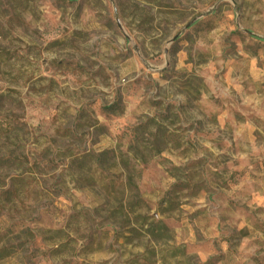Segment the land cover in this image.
I'll list each match as a JSON object with an SVG mask.
<instances>
[{"label":"rangeland","instance_id":"1","mask_svg":"<svg viewBox=\"0 0 264 264\" xmlns=\"http://www.w3.org/2000/svg\"><path fill=\"white\" fill-rule=\"evenodd\" d=\"M0 264H264V0H0Z\"/></svg>","mask_w":264,"mask_h":264},{"label":"trees","instance_id":"2","mask_svg":"<svg viewBox=\"0 0 264 264\" xmlns=\"http://www.w3.org/2000/svg\"><path fill=\"white\" fill-rule=\"evenodd\" d=\"M107 112H109V113H115V112H121V109H117V107L115 106V105H111V106H109V107H106V109H105ZM29 236H31V235H29ZM2 253H3V256L4 257H7L8 255H9V253H8V251L6 250V249H4L3 251H2Z\"/></svg>","mask_w":264,"mask_h":264}]
</instances>
